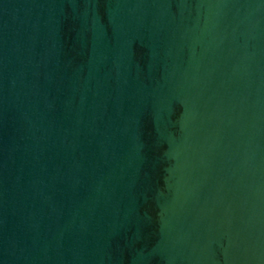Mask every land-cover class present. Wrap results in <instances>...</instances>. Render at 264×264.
Instances as JSON below:
<instances>
[{"label": "water", "instance_id": "obj_1", "mask_svg": "<svg viewBox=\"0 0 264 264\" xmlns=\"http://www.w3.org/2000/svg\"><path fill=\"white\" fill-rule=\"evenodd\" d=\"M0 264H264V0H0Z\"/></svg>", "mask_w": 264, "mask_h": 264}]
</instances>
